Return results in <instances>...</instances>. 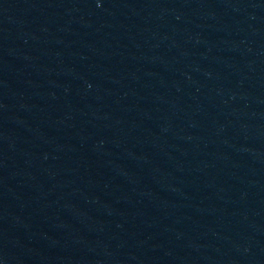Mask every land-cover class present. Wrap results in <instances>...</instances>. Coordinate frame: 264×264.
<instances>
[{"label": "water", "instance_id": "obj_1", "mask_svg": "<svg viewBox=\"0 0 264 264\" xmlns=\"http://www.w3.org/2000/svg\"><path fill=\"white\" fill-rule=\"evenodd\" d=\"M25 264H264V0H0Z\"/></svg>", "mask_w": 264, "mask_h": 264}]
</instances>
